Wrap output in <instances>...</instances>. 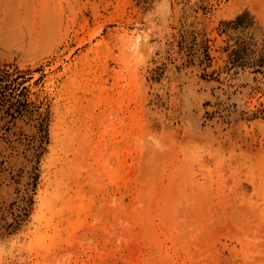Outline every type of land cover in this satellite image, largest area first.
Segmentation results:
<instances>
[{
  "label": "rangeland",
  "instance_id": "374dc122",
  "mask_svg": "<svg viewBox=\"0 0 264 264\" xmlns=\"http://www.w3.org/2000/svg\"><path fill=\"white\" fill-rule=\"evenodd\" d=\"M0 264H264V0H0Z\"/></svg>",
  "mask_w": 264,
  "mask_h": 264
},
{
  "label": "bare ground",
  "instance_id": "6f19581e",
  "mask_svg": "<svg viewBox=\"0 0 264 264\" xmlns=\"http://www.w3.org/2000/svg\"><path fill=\"white\" fill-rule=\"evenodd\" d=\"M130 46H131V47H132V46L135 47V46H136V42L133 41L132 44H130Z\"/></svg>",
  "mask_w": 264,
  "mask_h": 264
}]
</instances>
